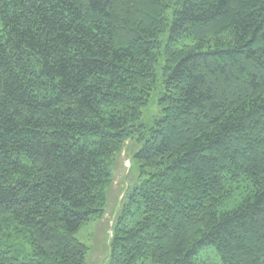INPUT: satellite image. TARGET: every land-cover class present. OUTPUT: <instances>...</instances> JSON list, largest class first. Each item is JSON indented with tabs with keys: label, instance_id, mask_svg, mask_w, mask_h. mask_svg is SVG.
I'll return each instance as SVG.
<instances>
[{
	"label": "trees",
	"instance_id": "16d2710c",
	"mask_svg": "<svg viewBox=\"0 0 264 264\" xmlns=\"http://www.w3.org/2000/svg\"><path fill=\"white\" fill-rule=\"evenodd\" d=\"M130 141L108 264H264V0H0V264H87Z\"/></svg>",
	"mask_w": 264,
	"mask_h": 264
},
{
	"label": "rangeland",
	"instance_id": "374dc122",
	"mask_svg": "<svg viewBox=\"0 0 264 264\" xmlns=\"http://www.w3.org/2000/svg\"><path fill=\"white\" fill-rule=\"evenodd\" d=\"M152 116L145 114L144 123H152L154 120ZM137 149L136 143L130 141L116 158L113 166V185L107 189L108 202L105 217L83 225L76 234V238L89 248L87 264H108L109 262L115 225L122 216L125 206L129 205V195L138 182L139 169L133 161V155ZM136 210L133 206V213H136ZM209 256L211 261L208 264H221L214 253H210ZM144 264L153 263L148 260Z\"/></svg>",
	"mask_w": 264,
	"mask_h": 264
}]
</instances>
